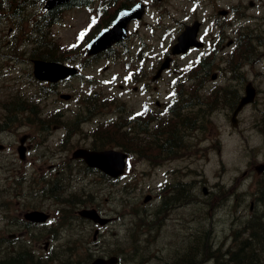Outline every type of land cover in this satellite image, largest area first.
<instances>
[{
	"label": "rangeland",
	"instance_id": "obj_1",
	"mask_svg": "<svg viewBox=\"0 0 264 264\" xmlns=\"http://www.w3.org/2000/svg\"><path fill=\"white\" fill-rule=\"evenodd\" d=\"M120 1L124 0H118V3ZM147 1L151 3L147 15L142 22L138 21L130 27L134 29V26H137L134 29L136 33L133 35L134 37H132L130 43H136L138 45V36H142L147 44L145 48L149 56L147 60L153 64L158 58L162 57L164 51H167L173 45L174 34L171 29L176 28L179 23L181 25L186 20V22H192L197 18H204L206 19V35L211 36L215 34L217 26L215 25L213 17L217 18L216 8L219 6L226 8L242 3L240 11H244L246 14V17L243 19L245 27H249L250 29H264V0H200L198 2H192L190 0H165L160 7H154L156 0L154 2L153 0ZM95 3L98 2L95 1L91 9L97 7ZM115 6L108 7L105 18L110 15L111 10ZM89 9L88 6L80 5L62 9L63 19L61 23L55 24L52 28L56 40L52 43L51 48L52 51H56V56L59 57L60 61L76 63L80 67V61L84 62V49H82V44H85V35L96 23L97 17L96 11ZM35 10L31 11L33 15L38 14V10ZM29 15L31 13H25V16L28 17ZM236 22L234 16H229L228 18H220L218 24L219 26L221 24L225 25L226 35L216 57L212 61V72H217L218 77H220L218 82L224 81L221 78L224 72L222 68L225 69L227 67L223 61L226 56H229V51L234 47V45L230 46L229 42L236 35ZM4 23L2 25L3 34L12 25L11 20H5ZM25 26L28 30L27 23H25ZM169 26H172L171 29ZM94 32L95 30H92L90 34ZM82 33L83 36L81 38ZM27 41L28 35H20L18 43L16 41L11 43L10 41H5L2 45L0 51L3 54L0 56V118L4 114V109L1 105L2 102H6L8 98L14 100V97L19 96L26 98L30 92L35 93L39 87V84L33 80V64L26 54L30 53L29 51L32 46V44H27ZM140 49L141 47L138 45L137 50L134 48L132 52L135 53L136 51L137 53ZM208 49L210 50L211 47ZM117 50L121 54L118 58H113L112 56L102 57L96 64L90 67L87 63L86 68L81 70L83 77L80 78V75L79 77L71 79L67 84L58 85L57 89L60 90L59 92H49L48 105L44 104L47 112L57 111L62 114L64 120H71L82 109L85 95L97 93L101 97H107L106 102L111 101L109 103L110 107L100 112L102 116H105L104 118H117L118 116L114 117L117 115V109L121 110L123 108L129 111L131 110L129 117L136 116L142 110L144 105L143 101H148L149 99H152L150 113L162 115L163 112L159 110L160 106H158L159 104L157 102H168L171 98V92L168 91L170 77L165 75L156 82H153L151 76L152 74L154 75L156 69L151 68L148 76L145 75L144 77L134 79L132 71L125 70V62L129 61L131 54H125L123 56L122 46H118ZM69 52L77 54L74 61L69 57ZM257 53H259L256 59L258 61L255 62L253 60L251 64L243 63L246 66L242 68L241 72L245 79L254 80L260 88L259 100L247 105L241 111L239 114V125L237 127H234L230 120L228 111H231L228 108L221 107L219 110L214 111L206 118V122L202 123L205 124V129L209 137L208 144H213V150H198L195 153L192 152L181 156V158L179 157L171 164L173 168L189 166L197 169L199 175L195 178L198 180L205 179L209 189L215 191L221 189V192L223 189L230 190V192L235 189L232 207L227 206L225 203L228 194L225 196L223 204L220 202L218 205H215L217 203V199H215L212 205L210 203L211 197H207L209 194L204 195L202 193L199 195L201 198L200 201L180 206L174 211L173 215L177 216L178 220L169 221V224L162 229L159 228L153 231V237H151L150 241L151 254L157 252L158 247H162L164 255L167 258H171L170 252L177 246H182V243H179V241L190 229V222L188 221L185 224V221L182 222V220H188L191 214H195L193 222L191 223L194 232L199 229H210V226L213 225L214 230L211 232L216 235L217 240H214V242L218 245L222 243L221 241L226 238L230 231H233L234 228L240 225L235 215L238 213H248V196L244 198L243 203L237 205L238 193L249 190L248 187L251 186V183L254 185V190L256 189L255 180L248 177L256 174L249 170L253 168L255 162L264 161V135L254 124L255 115L264 106L262 105L264 101V44L258 46ZM134 62L136 65L140 64V61ZM190 64V56L180 59V68H186ZM182 72L179 74L180 77H184ZM137 75H139V71ZM211 80H208L207 83L214 84V80ZM229 81L228 79L227 84H236ZM156 85L158 86L157 89L155 88ZM63 91L73 94L74 98L69 101L60 99L59 93ZM200 91L202 92L203 89ZM166 116L159 118V123L152 126L149 133L151 131L156 132L155 127L160 130L159 126H162L161 129H166L168 126L175 125V122H167L172 121V118L170 116L167 118ZM262 116L263 114L259 118ZM96 121L97 119H93L92 122L82 123V134L85 135L89 132L95 126ZM61 124L56 123V125L51 126L47 133H37L30 124L21 125L16 123L14 126H10L8 129L6 128V131H3L0 135L1 139H5L3 142L10 147L17 144L20 136L28 134L32 138L31 147H33L28 155L31 158L30 161H20L18 154L14 151V147L0 152V186L6 189V202L12 206V208L8 209L0 207V229L5 223L3 219L5 214L8 211L19 209L17 200L22 201L25 198L24 190L25 188H31L32 180L45 175L49 178H55L65 167L66 160L72 157L73 150L69 146L73 145V147H76L79 145L78 136L82 134H78V132L72 135V142L69 143V146L64 143L63 138L66 128ZM158 138L159 136L155 137L156 140ZM144 140L148 143L149 136L147 134ZM205 146L207 145L202 144V147ZM141 147H144L143 150H150L148 146L141 145ZM151 149L154 148L151 146ZM158 163H160V158L154 152H147L144 155L136 154L132 157L130 168L128 167L126 175L118 184H113L112 187L108 184L96 186L95 183H92L86 187L94 191L97 190L93 193V196L96 194V200L100 202L98 205H100L102 211L109 212L111 213L110 215L115 213L114 215L119 217L115 225L111 224L106 229L105 237L108 239V243L114 242L117 236L121 238L119 241L126 242L125 235L127 234V227L131 226V222L133 221V216L128 211L131 210L132 203L138 199L142 188L144 190H157V183L161 179L164 170V167ZM169 164H166V166ZM77 165L80 164L77 163ZM76 168L74 165L71 170L65 173L66 185H71V190L81 189L83 185L88 184L78 182L79 178L85 174L83 172L80 173ZM244 171H247L246 175H244ZM12 172L17 174V176L21 174L23 183L27 179L26 185L22 183L19 186L22 192L20 197H15L14 195L19 192V190H15L12 187L14 182L11 180L10 183L7 180L8 176H10L9 174ZM89 181L100 180L91 173ZM220 183L222 185L218 186ZM62 185L64 186V180H62ZM125 190H128L129 193L124 192ZM157 192L155 191L153 194L156 195ZM144 195H141L139 198L140 204L143 203ZM25 201L30 203L27 199ZM33 203L51 211L56 208V204L50 199L34 201ZM155 203L156 201L151 202L150 206L155 205ZM5 220L7 219L5 218ZM45 239L44 237L40 239L36 247L37 250L43 249ZM57 244L59 243H55L52 248L53 253L57 249ZM145 253V251H142L139 258ZM132 260L127 258L125 262ZM128 264H159V262L156 260L146 261V259H134Z\"/></svg>",
	"mask_w": 264,
	"mask_h": 264
},
{
	"label": "flooded vegetation",
	"instance_id": "obj_2",
	"mask_svg": "<svg viewBox=\"0 0 264 264\" xmlns=\"http://www.w3.org/2000/svg\"><path fill=\"white\" fill-rule=\"evenodd\" d=\"M145 3V10H146V15L151 7V3L147 0H143ZM165 0H156V3L154 5V7H160L161 4L164 2ZM154 2V0H153ZM152 2V3H153ZM242 5V3H240L239 5H236L233 9L240 7ZM233 6V5H232ZM231 6V7H232ZM231 8L230 7H222L219 6L216 8V16L217 17H221V16H226L229 13V10ZM145 15V16H146ZM144 19V18H143ZM198 19V18H197ZM200 22H202L200 25V32H199V37L201 34V37L204 38L203 33L205 32V25H206V19L202 18L199 19ZM187 21V20H186ZM184 22V23H179V25L174 28L171 29L172 26H169V28L171 29V31L174 34V43L177 41V38L179 36V34L185 29V27L187 26V24L189 25V23L192 22ZM138 20H133L132 26L137 23ZM142 22V21H141ZM137 31V30H136ZM134 33H136L134 31ZM200 37V38H201ZM218 39V37L216 36V40ZM204 41V40H203ZM138 44H144L145 42L143 41V37L142 36H138ZM174 43L173 45L170 47V49H168L167 51L163 52V57L162 60L159 59L156 61L155 64V68L156 70L159 69V67L166 62L169 66L166 67L165 71L163 72V74L158 78H154V75L152 74L151 79L153 80V82H156L157 80L161 79L162 77H164L165 75H167L168 77H170L169 79V83H168V91L171 92L170 95V99L169 101H165V102H161L158 101L157 103L159 104L158 106H160L158 109L161 110V112H163L162 115H164L165 111H170L174 114V117L179 119L178 122H180L182 119L184 121V128L187 129L189 128L190 131L188 130H184L181 131L180 128L177 127V129L175 130V132L170 131V130H165L162 132V147L164 149V151L168 152L169 150H172L173 153H175L177 150H182L184 148V146L186 145L187 142L190 141V147L188 149L184 148L183 150H194L195 147L193 146V143L195 141H197L198 139V130H196L198 127L202 126V123L204 120H206V118L208 117V112L210 111V107L206 106L204 109L205 110H201V114L197 115V109H196V101L194 99L197 97V91L198 89H201L202 87H205V91H209V89L207 88V86L209 85L210 89H213V85L207 83L205 80L204 75L210 73V77L211 79L214 77L213 74V70H210V61L205 63H203V65L200 67V70H198L197 72H195L194 76L192 78L195 79V82H188V81H183V82H178L177 77L179 76V69H180V59L177 56H172L171 59L170 54L173 52V47H174ZM138 45L133 44L132 48L137 50ZM209 51L208 47L205 44L201 46V47H197V46H193L191 47L186 53H182L179 54L181 55L183 58L187 57V56H192V59L195 60L197 59L199 56L203 57L204 55H206V53ZM136 57L137 60H139L140 62H143V64H141L140 70H139V75H137L135 72L134 75H136V77H134V79H138L137 77H144L145 75L148 76V72L152 66V62H150L149 60H145L148 59L147 56L144 57L142 56V52L139 50L137 53H133ZM143 59V61H142ZM164 61V62H163ZM235 68V67H234ZM234 68H222L224 70L223 72V77H221L224 81H221L218 86H223L227 80H228V70H232V73L230 74L233 80H241L242 76L240 74V72L235 71L236 69ZM211 71V72H210ZM237 72V76L235 75V73ZM218 76V75H217ZM200 79L202 80V82L200 81ZM210 79V81H211ZM39 86L41 87H45L46 88V95L42 96L40 93V96L42 97V100L48 101V98H45L48 96L49 91L53 89L54 84L52 82L49 81H36ZM194 87V88H192ZM155 88L157 89L158 86L156 85ZM189 91V92H187ZM203 91V92H205ZM237 89L235 87L230 89V93L231 95H235ZM228 93V92H227ZM38 95V91L35 92V96ZM151 101L152 99H149L148 101H143V107L142 110L139 114L142 113L143 117L142 118H138L135 117L133 120L127 119L125 121H120L119 124L116 126V129H118L119 131H121V133L123 135H127V137H132V135L135 136H139L141 137L142 140H144L145 135L147 134V130H146V123L148 122V120L145 117H157L155 115V113H150V108L151 107ZM94 106H98L99 104L94 103L92 104ZM102 106H107L106 104L102 105ZM182 107V108H181ZM203 108V107H202ZM131 111V110H130ZM130 111L128 109L125 110V112L127 114H130ZM133 111V110H132ZM134 112V111H133ZM132 112V113H133ZM136 112V111H135ZM205 112V113H203ZM118 115H122L121 113H119L118 109H117V115H115L114 117L118 116ZM166 115V114H165ZM98 119L100 120L101 118L99 117V115H97ZM97 120L95 123L97 125L98 121ZM68 120L65 122V127L66 130L68 131L69 129H71V127H68ZM180 126V125H179ZM0 132L3 130L2 127L0 126ZM80 129V127L78 129H76L74 132L78 131ZM82 132V129H81ZM1 134V133H0ZM82 134V133H81ZM1 137V136H0ZM98 136H96L95 132L93 130L87 132L85 135L82 134L81 136H78V143L81 146H87L89 148H104V147H109L110 145H113V143H106V139L103 142V145H100V141L97 139ZM30 139V137H29ZM5 139H1L0 138V148H4L6 145V143H4ZM194 141V142H193ZM203 144H208V142L203 143ZM4 146V147H3ZM103 146V147H101ZM72 149H74V147H71ZM201 150V149H200ZM173 176H176L178 178H175ZM185 180L187 179V175L185 176ZM182 174H181V170L177 167L173 168V167H168L167 166V171L164 174V180L161 182L160 185V198L162 199V210L165 214L168 213L163 217V222L166 223L167 220L171 219L173 216V213L175 211L176 208H178L180 205H182V202H190L193 203L194 201H197V197H196V186L194 184V181L191 180L190 186H189V190H188V195L183 194L182 190H181V185H182ZM184 192H187V189L184 190ZM182 196H184V198H182ZM182 198V199H181ZM181 200H184L181 202ZM19 215V227L20 229H23V231L29 229L32 225H35L36 227L40 226L41 224H37V223H30V221H28L26 218H23V212L18 211L17 212ZM26 213V212H25ZM51 213V220L49 222V228L50 230L48 231V235L46 236V240L50 241L51 239L50 236L54 235L56 236L57 233L61 230V228H65L66 229V222H63L61 220V218H59L58 212L57 211H50ZM72 212L68 211V215H70ZM163 213V214H164ZM181 221V220H180ZM185 224L188 223V221L190 222V218L189 220L184 219ZM162 223V222H161ZM72 238L75 241V245H73V249H75L76 251L78 250L80 259L83 260L84 255L83 252L85 250L88 238H87V232L86 229L84 228V231L80 234V225H76L73 227L72 229ZM51 242V241H50ZM105 244V241L101 238H97V241L94 242L96 246V249L100 246L99 244ZM101 248V247H100ZM178 248V246L176 247ZM103 252L101 253H97V251H94L92 255L96 256V255H101ZM151 257L156 260L159 263H164L166 260V256L164 255L163 252L157 251L153 254H151ZM79 259L75 260L74 263H79Z\"/></svg>",
	"mask_w": 264,
	"mask_h": 264
},
{
	"label": "trees",
	"instance_id": "obj_3",
	"mask_svg": "<svg viewBox=\"0 0 264 264\" xmlns=\"http://www.w3.org/2000/svg\"><path fill=\"white\" fill-rule=\"evenodd\" d=\"M41 0H14L12 3L18 6L22 4H35ZM4 0H0L3 3ZM80 4H87L88 0H79ZM0 6V10H2ZM55 14L47 12V15L42 18L37 24V28L40 30L42 40L49 41L45 37V31L55 20H49L55 18ZM42 58H51L53 53L50 49L45 48L44 52L40 54ZM28 102L25 100L20 102V110L25 108ZM213 108H216L214 106ZM15 112L17 109H14ZM264 123V121H263ZM137 151L138 153H144L147 150H127ZM258 204L260 211L254 218L247 220V226L240 228H234L231 232L228 240L229 245L224 243L219 244V247L214 248L216 245L214 242V234L205 229H199L193 237L182 243L181 252H179L175 258L173 255L171 258H167L164 264H264V178L261 182L259 189ZM225 249H224V248ZM10 251V250H9ZM0 264H26L23 258L16 251L6 252L4 257L0 260Z\"/></svg>",
	"mask_w": 264,
	"mask_h": 264
},
{
	"label": "water",
	"instance_id": "obj_4",
	"mask_svg": "<svg viewBox=\"0 0 264 264\" xmlns=\"http://www.w3.org/2000/svg\"><path fill=\"white\" fill-rule=\"evenodd\" d=\"M65 1L69 0H47V7H52L57 3ZM141 16L142 11L137 12L136 9H123L114 20L113 27L103 30L89 43V52L95 53L100 51L111 45L114 41L126 36L128 21L133 17ZM75 71L76 69L74 67L64 66L58 62L42 60H37L35 62V74L40 79L58 80L71 73H74ZM252 97L253 91L248 89V95L242 100L241 105L244 102L250 100ZM75 154L76 156H82L88 164L97 166L110 174H119L123 171L125 154L119 151H89L86 149H81L77 150ZM88 214L95 219L97 218L95 210H90Z\"/></svg>",
	"mask_w": 264,
	"mask_h": 264
},
{
	"label": "bare ground",
	"instance_id": "obj_5",
	"mask_svg": "<svg viewBox=\"0 0 264 264\" xmlns=\"http://www.w3.org/2000/svg\"><path fill=\"white\" fill-rule=\"evenodd\" d=\"M69 212H72L70 209L68 210ZM223 243V242H222ZM222 243H220V244H222ZM216 244V243H215ZM219 245V244H218ZM225 245V244H224Z\"/></svg>",
	"mask_w": 264,
	"mask_h": 264
},
{
	"label": "snow or ice",
	"instance_id": "obj_6",
	"mask_svg": "<svg viewBox=\"0 0 264 264\" xmlns=\"http://www.w3.org/2000/svg\"><path fill=\"white\" fill-rule=\"evenodd\" d=\"M82 36H83V33L81 34V38H82Z\"/></svg>",
	"mask_w": 264,
	"mask_h": 264
}]
</instances>
